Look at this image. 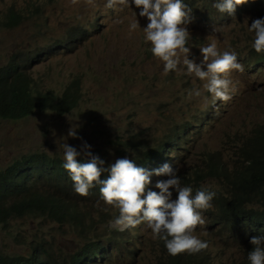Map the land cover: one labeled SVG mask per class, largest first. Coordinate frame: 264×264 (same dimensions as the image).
<instances>
[{
    "label": "rangeland",
    "instance_id": "374dc122",
    "mask_svg": "<svg viewBox=\"0 0 264 264\" xmlns=\"http://www.w3.org/2000/svg\"><path fill=\"white\" fill-rule=\"evenodd\" d=\"M187 1L194 5L192 11L199 9L196 15L190 14L186 25L190 32L186 46L191 48L188 58L199 63L200 49L215 44L220 53L234 51L237 62L243 65L244 59L253 54L251 40L248 41L253 32L248 28L252 20L264 17L263 4L253 12V3L247 2L229 16L213 7L216 0ZM106 3L107 0H0V18L13 10L23 19L15 29L0 30V66L18 54L23 58L21 64L34 61L39 49L52 48V57L43 55L38 63L27 67L26 74L34 80L32 85L59 98L68 83L77 78L81 94L76 108L62 117L49 110H37L19 121L0 119V170L30 153L45 152L64 158L65 143L78 151L87 143L94 155L110 165L118 159L116 153L122 147L112 144L117 138L126 140L142 133L147 142L160 140L170 135L175 126L190 121V130L169 146L164 159L179 175L191 164L204 160L207 151L219 149L225 135L246 133L264 119V68L260 72H230L231 98L222 101L207 91L206 80L187 73L183 54L178 70L165 73L164 62L152 54L151 42L145 39L143 28L149 21L139 15L142 9L132 0L129 7L118 4L109 9ZM136 19L139 27L133 28ZM71 33L76 39H69ZM55 45L59 49H54ZM29 90L34 92L31 87ZM195 90H199V96L193 94ZM73 131L78 138L68 135ZM193 140L195 143L189 142ZM164 179L167 177L152 175L151 183ZM84 207L100 212L108 208L106 204H94L93 198ZM91 218L96 220L97 213ZM109 228L127 231L128 239L133 241L122 242L127 249L115 254L108 264L148 262L156 237L148 233L146 222L140 227L123 228L112 221ZM72 232L67 225L30 216L14 219L0 228V251L26 256L33 240L45 239L52 240L55 254L65 255L80 243ZM193 235L208 242L212 260H230L239 251L219 225L208 231L199 228Z\"/></svg>",
    "mask_w": 264,
    "mask_h": 264
},
{
    "label": "trees",
    "instance_id": "16d2710c",
    "mask_svg": "<svg viewBox=\"0 0 264 264\" xmlns=\"http://www.w3.org/2000/svg\"><path fill=\"white\" fill-rule=\"evenodd\" d=\"M262 1L257 0L251 11L254 12ZM22 22L21 14L9 10L0 18V30L15 29ZM54 49L59 48L55 45ZM51 50L39 49L37 59L24 64H21L22 55L18 54L0 66V119L23 120L37 110H49L56 117H62L76 108L81 97L77 78L68 83L58 98L32 85L34 80L29 73L26 74L29 64L38 63L41 56L52 57ZM189 128L190 123L185 122L172 128L171 134L160 140L147 142L145 136L138 133L126 140L117 138L112 144L122 146L116 153L118 159L127 157L138 167L152 172L164 164L169 146L176 144L180 135ZM233 147L227 159L219 151L208 152L201 164L194 163L185 170L182 179L187 183L214 182L213 203L218 204L219 209L235 220L240 228L246 221L251 223V218L264 223V120L255 124ZM77 159L82 160L83 157ZM64 162L58 154L36 152L23 155L0 170V228L14 219L30 216L59 226L67 225L80 243L72 252L57 255L53 251L52 240H33L26 256L0 251V264H108L115 254L127 249L122 242L131 243L125 235L109 228V222L116 218V214H111V206L107 205L108 208L101 212L84 207L91 198L94 204H105L101 199L100 186L91 188L87 196L79 195L63 167ZM106 177L107 173L101 178ZM93 213H97L96 220L91 218ZM253 236H264V228L258 225L251 231ZM155 243L153 256L156 258L151 264H224L207 260L204 255L170 258L164 241L156 238Z\"/></svg>",
    "mask_w": 264,
    "mask_h": 264
},
{
    "label": "clouds",
    "instance_id": "9594fccd",
    "mask_svg": "<svg viewBox=\"0 0 264 264\" xmlns=\"http://www.w3.org/2000/svg\"><path fill=\"white\" fill-rule=\"evenodd\" d=\"M256 1L216 0L213 7L220 13L233 16L237 6L247 2L254 4ZM132 3L142 9L139 15L149 21L143 28L145 39L151 42L152 54L164 62L165 73L178 70L180 54H183V64L187 73L194 74L200 80H206L205 87L215 98L222 101L231 98L232 81L228 78V74L233 70L260 72L264 68V17L252 20L248 28L249 32H253L248 39L251 40L249 45L253 54L244 59L243 65L237 62V54L234 51L220 53L215 44L201 48L202 59L196 63L194 59L188 58L191 55V48L186 46L190 37L186 27L190 22V14L196 15L199 11L198 8L192 11L194 9L192 2L132 0ZM118 4L129 7V0H107L105 7L111 9ZM261 4L264 14V0ZM132 27H139L137 19ZM76 28L82 29L79 26ZM69 39H76V35L73 38V34H69ZM193 94L199 96L200 92L195 90ZM187 122L191 126V122ZM248 132L225 135L222 146L213 151H219L222 157L227 159L234 150L233 144L244 138ZM68 135L78 138L75 131L69 132ZM189 142L195 143V140ZM90 148V145L84 143L82 151H78L65 143L63 167L69 173L74 190L79 195L87 196L91 188L100 186L101 199L106 205L111 206L109 207L111 214L113 216L116 214V218L112 220L115 225L123 228L137 225L140 227L142 222H146L151 231L148 233L164 241L167 257L185 258L204 255L207 260H212L207 250L208 242L193 235V232H197L199 228L208 231L211 226L219 225L226 232L227 237L238 245L239 251L230 260H212L213 262L264 264V236L251 237V231L258 228V225L264 228V223L251 218V223L246 221L240 228L235 220L219 209L218 204L213 203L216 188L210 183L214 182L187 183L182 179L185 170L178 175L177 169L165 161L160 168L152 172L138 167L135 161L127 157L119 158L105 167L104 160L94 155ZM223 150L225 154L222 153ZM213 151H207L206 154ZM81 156L83 159L78 160L77 157ZM105 173L107 177L102 179ZM152 175L166 176L167 179L158 180L154 185L151 183ZM120 233L128 238L127 231ZM156 238L152 241L153 253L156 250ZM155 258L152 254L145 264H151Z\"/></svg>",
    "mask_w": 264,
    "mask_h": 264
}]
</instances>
